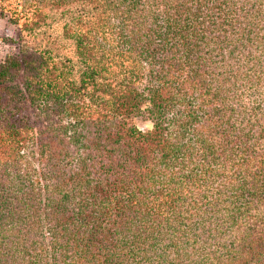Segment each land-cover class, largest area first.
<instances>
[{"label": "trees", "instance_id": "obj_1", "mask_svg": "<svg viewBox=\"0 0 264 264\" xmlns=\"http://www.w3.org/2000/svg\"><path fill=\"white\" fill-rule=\"evenodd\" d=\"M0 14V264H264V0Z\"/></svg>", "mask_w": 264, "mask_h": 264}, {"label": "rangeland", "instance_id": "obj_2", "mask_svg": "<svg viewBox=\"0 0 264 264\" xmlns=\"http://www.w3.org/2000/svg\"><path fill=\"white\" fill-rule=\"evenodd\" d=\"M16 37V27L11 24L6 16L0 14V62L7 56L15 54L17 46L14 43ZM146 84L145 78H139L134 86L142 89ZM133 123L141 130L151 128V122L146 119L145 115L137 116L133 119ZM25 160L28 162L29 167H35L37 164V152L36 148L31 145L23 151Z\"/></svg>", "mask_w": 264, "mask_h": 264}]
</instances>
